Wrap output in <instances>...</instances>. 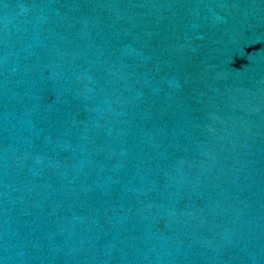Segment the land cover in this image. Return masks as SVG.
<instances>
[{"label":"water","instance_id":"95a60500","mask_svg":"<svg viewBox=\"0 0 264 264\" xmlns=\"http://www.w3.org/2000/svg\"><path fill=\"white\" fill-rule=\"evenodd\" d=\"M0 264H264V0H0Z\"/></svg>","mask_w":264,"mask_h":264}]
</instances>
